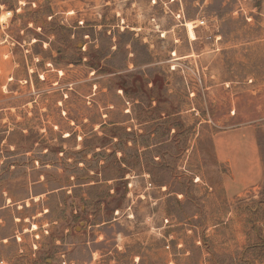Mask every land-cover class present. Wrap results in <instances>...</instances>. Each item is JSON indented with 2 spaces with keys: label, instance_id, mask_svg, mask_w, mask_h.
Here are the masks:
<instances>
[{
  "label": "rangeland",
  "instance_id": "374dc122",
  "mask_svg": "<svg viewBox=\"0 0 264 264\" xmlns=\"http://www.w3.org/2000/svg\"><path fill=\"white\" fill-rule=\"evenodd\" d=\"M0 18V264H264V0ZM243 125L260 174L228 195L214 138Z\"/></svg>",
  "mask_w": 264,
  "mask_h": 264
},
{
  "label": "crops",
  "instance_id": "0c3cea01",
  "mask_svg": "<svg viewBox=\"0 0 264 264\" xmlns=\"http://www.w3.org/2000/svg\"><path fill=\"white\" fill-rule=\"evenodd\" d=\"M229 138L236 140L231 143ZM216 157L220 162L228 163L230 175L224 176L220 189L228 195H241L251 182L260 174V147L254 126H242L234 131L220 132L214 138ZM210 190H214L210 187ZM12 203L8 199L0 205V210L8 209ZM21 208L22 206H18Z\"/></svg>",
  "mask_w": 264,
  "mask_h": 264
},
{
  "label": "bare ground",
  "instance_id": "6f19581e",
  "mask_svg": "<svg viewBox=\"0 0 264 264\" xmlns=\"http://www.w3.org/2000/svg\"><path fill=\"white\" fill-rule=\"evenodd\" d=\"M186 26H187V29L189 31V35H190L191 39H195L196 35H195L193 23L187 22Z\"/></svg>",
  "mask_w": 264,
  "mask_h": 264
},
{
  "label": "built area",
  "instance_id": "2783aa9c",
  "mask_svg": "<svg viewBox=\"0 0 264 264\" xmlns=\"http://www.w3.org/2000/svg\"><path fill=\"white\" fill-rule=\"evenodd\" d=\"M155 1V0H154ZM8 25V21L5 20V21H2L1 18H0V26L1 27H6Z\"/></svg>",
  "mask_w": 264,
  "mask_h": 264
},
{
  "label": "flooded vegetation",
  "instance_id": "af4514ba",
  "mask_svg": "<svg viewBox=\"0 0 264 264\" xmlns=\"http://www.w3.org/2000/svg\"><path fill=\"white\" fill-rule=\"evenodd\" d=\"M47 210H45V212H46Z\"/></svg>",
  "mask_w": 264,
  "mask_h": 264
}]
</instances>
